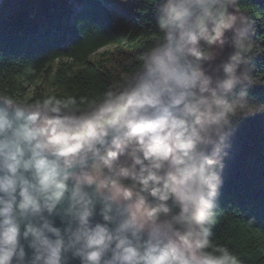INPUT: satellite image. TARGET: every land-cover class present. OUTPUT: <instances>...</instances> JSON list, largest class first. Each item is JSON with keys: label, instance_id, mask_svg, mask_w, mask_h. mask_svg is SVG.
I'll use <instances>...</instances> for the list:
<instances>
[{"label": "clouds", "instance_id": "clouds-1", "mask_svg": "<svg viewBox=\"0 0 264 264\" xmlns=\"http://www.w3.org/2000/svg\"><path fill=\"white\" fill-rule=\"evenodd\" d=\"M239 4L155 0L158 36L91 97L0 92V264H242L213 239L250 103Z\"/></svg>", "mask_w": 264, "mask_h": 264}, {"label": "trees", "instance_id": "trees-1", "mask_svg": "<svg viewBox=\"0 0 264 264\" xmlns=\"http://www.w3.org/2000/svg\"><path fill=\"white\" fill-rule=\"evenodd\" d=\"M239 7L251 19L250 103L228 138L213 239L242 264H264V0ZM154 11L155 0H134L121 16L107 0H1L0 92L25 101L100 93L158 36Z\"/></svg>", "mask_w": 264, "mask_h": 264}, {"label": "rangeland", "instance_id": "rangeland-1", "mask_svg": "<svg viewBox=\"0 0 264 264\" xmlns=\"http://www.w3.org/2000/svg\"><path fill=\"white\" fill-rule=\"evenodd\" d=\"M1 1V0H0ZM108 3L111 5L113 10L117 15H126L128 14L129 10L133 7L134 0H126V2H122V0H107ZM105 49H102L92 55V59H99L100 54L104 51Z\"/></svg>", "mask_w": 264, "mask_h": 264}, {"label": "water", "instance_id": "water-1", "mask_svg": "<svg viewBox=\"0 0 264 264\" xmlns=\"http://www.w3.org/2000/svg\"><path fill=\"white\" fill-rule=\"evenodd\" d=\"M73 264H78V261L77 262H73Z\"/></svg>", "mask_w": 264, "mask_h": 264}]
</instances>
